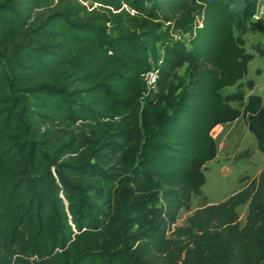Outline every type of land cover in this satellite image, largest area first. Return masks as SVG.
<instances>
[{
	"label": "trees",
	"instance_id": "1",
	"mask_svg": "<svg viewBox=\"0 0 264 264\" xmlns=\"http://www.w3.org/2000/svg\"><path fill=\"white\" fill-rule=\"evenodd\" d=\"M259 4L0 0V264H264V171L173 228L206 183L217 125L244 116L264 153V100L241 82Z\"/></svg>",
	"mask_w": 264,
	"mask_h": 264
},
{
	"label": "rangeland",
	"instance_id": "2",
	"mask_svg": "<svg viewBox=\"0 0 264 264\" xmlns=\"http://www.w3.org/2000/svg\"><path fill=\"white\" fill-rule=\"evenodd\" d=\"M264 7V0H260ZM246 49L252 52L255 58L249 62L247 75L242 79L243 89L246 94L256 93L264 96V55L257 49L259 45L264 50V34L250 30L246 34ZM259 70V71H258ZM185 67L178 70L177 76L173 80V86L165 102L166 108L174 103L177 93L187 83L185 76ZM248 81L252 82V86ZM236 86H228L222 90L224 94L233 92ZM234 105H238L237 102ZM233 127L230 133L233 142L230 148L223 151L217 158L209 161L205 166L206 183L202 186L200 194L192 195V208L190 210L182 208L179 212L177 225L187 224V219L193 212L207 204L220 203L228 199L232 194L241 190L252 180L258 179L261 172L264 171V154L258 152L257 138L249 129L244 117H241L237 124L229 127L216 126L212 130V135L216 138L219 149L222 147L224 135ZM236 133V134H235ZM67 135L63 130L58 140ZM116 182L104 183V196L100 200L108 203L109 198L113 196ZM240 223L244 225L248 214V203L238 207Z\"/></svg>",
	"mask_w": 264,
	"mask_h": 264
},
{
	"label": "built area",
	"instance_id": "3",
	"mask_svg": "<svg viewBox=\"0 0 264 264\" xmlns=\"http://www.w3.org/2000/svg\"><path fill=\"white\" fill-rule=\"evenodd\" d=\"M264 15V7L260 4L258 6L255 18L259 19ZM198 26H202V21L200 18L197 19ZM176 36H184L180 32H175ZM160 70L159 67L155 66L152 69L148 70L146 73L143 74V98L149 97L154 99L158 93V79H159ZM176 224L173 225V228Z\"/></svg>",
	"mask_w": 264,
	"mask_h": 264
},
{
	"label": "crops",
	"instance_id": "4",
	"mask_svg": "<svg viewBox=\"0 0 264 264\" xmlns=\"http://www.w3.org/2000/svg\"><path fill=\"white\" fill-rule=\"evenodd\" d=\"M245 38H246V35H245ZM255 58V57H254ZM248 69H249V65H248ZM254 94V93H253ZM256 94V93H255ZM246 96H248V94H246ZM262 96V95H261ZM263 100H264V96H262ZM241 117H244V116H240L239 118H237L236 120L232 121V122H228V123H225V124H219L217 126L219 127H229V126H233L234 124H237V122L239 121V119ZM245 118V117H244ZM246 120V119H245ZM246 124L248 126V123L246 121ZM231 129L229 130V132H227L226 134H223L224 135V139L222 140V147L219 149V152L217 154V156L215 158H217L223 151L227 150L228 148H230V145L232 144L233 142V139H232V136L230 135V133L233 131V127H230ZM236 134V133H235ZM257 147H258V143H257ZM259 149V148H258ZM258 152L260 153H263L260 149L258 150ZM264 154V153H263ZM213 160V159H212ZM211 161V160H210ZM208 163V162H207ZM213 204H218V203H213Z\"/></svg>",
	"mask_w": 264,
	"mask_h": 264
},
{
	"label": "clouds",
	"instance_id": "5",
	"mask_svg": "<svg viewBox=\"0 0 264 264\" xmlns=\"http://www.w3.org/2000/svg\"><path fill=\"white\" fill-rule=\"evenodd\" d=\"M260 4H261V3H260ZM260 4H259V5H260ZM255 19H256V18H255Z\"/></svg>",
	"mask_w": 264,
	"mask_h": 264
}]
</instances>
